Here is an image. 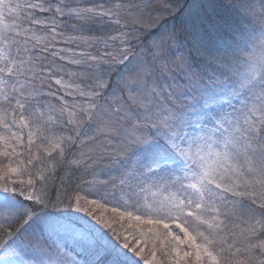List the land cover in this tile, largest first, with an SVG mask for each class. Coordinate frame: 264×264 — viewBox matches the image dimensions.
Wrapping results in <instances>:
<instances>
[{
    "label": "snow or ice",
    "instance_id": "snow-or-ice-1",
    "mask_svg": "<svg viewBox=\"0 0 264 264\" xmlns=\"http://www.w3.org/2000/svg\"><path fill=\"white\" fill-rule=\"evenodd\" d=\"M47 2L50 4V0ZM174 3L176 7H169L167 11L174 17L179 14V28L176 25L170 29L161 26L147 46L141 44L140 49L136 50L134 45L139 40L140 30L135 26L136 21H132L125 25L128 31L122 32L119 38L124 45L120 59L116 60L111 54H106L107 59L99 61L97 57H89L93 62L89 70L100 72L104 68L106 70L102 76H106L107 69H115L126 61L131 63L140 56L163 59L165 40L175 44L182 35L187 37L180 46L190 45L189 56L177 65L175 73L177 88L172 95L176 99L169 101L168 107L158 105L160 110L153 112V118H145L144 123L133 126L131 138L122 144L125 155L121 160V163L131 161L132 171H125V179L120 182L123 185L125 180H136L140 185L152 182L175 188L178 195L170 199L167 205L161 204L154 210L164 218L177 219L172 213L195 216L198 212H208L212 216V223H219L221 209L218 205L226 207L229 194L233 197L242 195L235 192L239 186L238 180L247 175L252 177L253 182L259 177V182L264 184V31L257 36L234 20L210 17L197 0L187 6L184 0H174ZM21 8L64 15L61 9L51 6L46 9L42 3L17 4L13 7L7 0H0V17H3L5 9L16 12ZM260 11L264 14V7ZM105 14L113 15L110 10ZM77 15L81 24L88 25L95 15L100 14L94 15L93 9H83ZM26 19L36 25L42 23L32 16ZM51 22L55 24V19ZM18 27H22V23ZM28 31L23 29L14 36L7 32L0 33V40L7 49H0V83L5 86L4 103L13 106L14 102V109L23 111L27 110L29 104L35 106L47 95L30 82L35 79L36 61L40 57L28 46L29 40L24 37ZM52 31L55 32V28ZM221 31L231 34L229 43L223 45V53L218 40ZM136 67L147 75L151 62L141 60ZM116 76L118 87L135 86L134 83L129 85L120 72ZM110 88V83L100 79L93 95L97 99L103 98ZM181 97L187 99L188 103L179 102ZM94 106L90 104L89 110ZM82 116L91 119L88 114L82 113ZM21 121L26 122L23 115ZM13 126L14 121L3 124L10 133ZM41 139L48 142L53 150L60 148L59 143L52 145L47 137L42 136ZM60 139L63 143L64 138ZM49 147L41 146L40 151L50 156ZM8 155L10 153H5V156ZM42 158L37 156L35 159L39 162ZM7 176L6 171L5 183L0 187V234L4 237L0 239V264H152L146 257L137 260V256H141L139 247L127 242L118 245L103 227L76 215L71 203L66 210L51 203L47 195L51 177L37 176L36 180L41 184L40 194L37 195L30 188L32 194L25 197V190L19 187L23 181H12L14 186L10 187ZM35 182L29 179L28 184ZM260 206L264 208V201ZM83 211L87 210L80 208L77 202L76 212ZM95 219L99 221V217ZM203 222L212 227L208 220ZM157 223L169 229L164 219ZM178 227L187 236L186 240L181 241L177 235L175 240L178 244L191 242L197 249V260H200L199 250L203 247V251L219 264L217 257L209 251V246L214 245L215 240L203 237L204 245H195V238L188 229L182 224ZM258 227L264 229V220L250 223L246 230L248 236H255ZM257 246L264 248V241L251 245ZM82 252L88 254L84 259L79 258ZM175 253L176 264H179V247ZM189 255L191 253H184V256Z\"/></svg>",
    "mask_w": 264,
    "mask_h": 264
},
{
    "label": "rangeland",
    "instance_id": "rangeland-1",
    "mask_svg": "<svg viewBox=\"0 0 264 264\" xmlns=\"http://www.w3.org/2000/svg\"><path fill=\"white\" fill-rule=\"evenodd\" d=\"M17 1L7 0L13 7H16ZM191 2L193 0H184L186 6ZM197 2L202 4V10L210 17L234 20L257 36L264 31V14L260 11L261 7H264V0H197ZM120 3L122 2L105 0V3L86 8L93 9L94 15L100 14L91 20L98 21V28L101 31V36L98 37L90 35L81 37L74 31L73 28H77L78 24L73 16L79 17L77 13L82 11L74 7L61 9L67 15L65 22L70 19L69 13L72 14L68 24L63 23L62 16L57 12L55 17L48 18L42 26L49 28L47 34H44L42 29L37 30L31 25L28 26L32 28L24 33L26 36L27 34L32 36L28 39L32 42L31 46H28L36 47L40 42L37 47L40 52L36 53L40 59L36 61L35 79L30 82L47 95L35 106L29 104L26 111L14 109V102L13 106L6 103L3 106L5 86L0 83V187L5 183L7 171L10 187L14 186L12 181H23L19 187L25 190V197L32 194L30 188L39 195L41 184L36 177L40 175L51 177L47 188L51 203L58 204L64 210L71 203L72 211L84 217L89 223L103 227L106 233L115 232L123 242L134 241L133 245L141 249V256L145 255L152 264H176L177 247L180 248L179 264H216V261L203 251V247L199 250L200 260H197V249L191 242L177 243L175 240L177 235L181 241L187 239L178 227L182 224L187 228L184 221L188 223L190 221L189 227L196 232L195 237L188 229L195 238V245L203 246L205 243L203 237L216 241L214 245L209 246V251L217 257L219 264H264L263 252L257 253L255 247L244 252L238 247L243 242L241 236L249 224L254 220H261L262 217L257 210L247 209L249 200L258 207H261L264 201V184L259 182V177L255 182L247 175L244 179L238 180L239 186L235 192L242 195L233 197L229 194L227 206L218 205L221 209L219 223H212V216L208 212H198L195 216L172 213L171 215L177 217L179 221H169L174 219L164 218L154 210L161 204L167 205L170 199L178 195L175 188L145 182L141 185L144 191L140 195L132 190V187L142 189L135 186L138 181L125 180V183L121 184L120 181L125 179L124 172L132 171L131 161L121 163L125 155L122 152V144L131 138L134 125L144 123L145 118H153V112L160 110L158 105L168 107L169 101L176 99L172 93L177 88L175 78L177 65L189 56L190 45L180 46L187 39L182 35L175 44L165 40L163 59L159 57L154 59L150 55L140 56L131 63L126 61L117 65L115 69H107L106 76H102L106 70L104 68L100 72L90 71L93 62L89 57H97L99 61L107 59L106 54H111L116 60L120 59L124 45L119 38L122 32L128 31L125 28L126 24L136 21L135 26L140 30L139 40L134 45L136 50L140 49L141 44L147 46L161 26L169 29L173 25L177 28L180 26V18L174 19L167 11L169 7H176L174 0H143L140 3L124 5ZM119 4L122 7H114ZM108 10L113 15H106ZM18 13V10L3 11V17H0V33L9 34L10 30L13 31L12 27L16 32H23L21 29H15ZM53 18L55 24L51 22ZM53 28L55 32L52 31ZM230 39L231 34L227 31L218 34V40L222 45L221 53L224 51L223 45L228 44ZM156 43L159 44V41ZM0 49L7 50L3 40H0ZM141 60L151 62L147 75L136 67ZM117 72H120L129 85L134 83L135 86L118 87ZM31 75L32 73L29 74ZM100 79L110 83L111 88L104 93L103 98L97 99L93 93L97 90ZM179 83L182 87L183 82ZM179 102L188 103V100L181 97ZM90 104L95 105L91 110ZM82 113L90 115L91 119H84ZM21 115L26 122L21 121ZM11 121H14V126L10 133L4 129L3 124ZM42 136L49 138L52 145L59 143L60 148L53 150L48 142L41 139ZM60 138H64L63 143ZM41 146L49 147L51 155L41 152ZM5 153L10 155L5 156ZM37 156L43 158L37 162L35 159ZM29 161L32 163L29 164ZM11 169L17 171H10ZM29 179L36 182L29 185ZM118 197L123 200L117 205ZM105 200L107 203H103ZM135 200L139 201V205L146 207L144 214L139 213V208H131L128 205L130 201ZM77 202L80 208L87 211L76 212ZM95 217H99V221ZM160 219H164L169 229H166L164 224L157 223ZM205 220L212 223L211 228L203 222ZM173 226L179 228V232L173 230ZM68 243L72 245L70 241ZM251 244L258 245V241L255 240ZM153 252L154 256L151 255ZM185 252L191 255L184 256Z\"/></svg>",
    "mask_w": 264,
    "mask_h": 264
},
{
    "label": "trees",
    "instance_id": "trees-1",
    "mask_svg": "<svg viewBox=\"0 0 264 264\" xmlns=\"http://www.w3.org/2000/svg\"><path fill=\"white\" fill-rule=\"evenodd\" d=\"M115 1L122 2L120 4L121 5H124L125 3H134V4L140 3L143 0H115ZM16 3L17 4H20V5H26L28 3H42L46 9L51 6L53 8L58 7L59 9H62V8L65 9V8H68V7H74L76 10H83V9H86L87 7H89V6H97V4L99 5L100 3H105V0H88V2H85V0H50V4L47 2V0H31V1L30 0H18ZM17 4H15V5H17ZM17 10L19 11V13H18V17H17L15 29L18 28V29H21V30H23V29H29L30 30L32 28H30L28 26L31 25V26H33V28H35L37 30L42 29L44 34H47L49 32V28H47V26L42 27L43 24L45 23V21L48 18H52V17H55L56 16L55 12H40L39 9L33 10V9H28V8H21V9H17ZM27 16H32L34 19H39V20L42 21V23L39 24V25L29 23L28 20L26 19ZM73 17H74V19L76 18L75 21L78 24L77 25V28H73V29H74V31H76L79 34V36H81V37H82V35H90V36H93V37H98V35L101 36V31L99 30L98 24H97L98 21H96L94 19L93 22L90 21L89 24H88V26L89 25H91V26L90 27H86L84 24H81L79 22V17H76V16H73ZM61 18H62L61 20L63 21L64 24H68V22L71 20V18H70L69 21L65 22L66 19H67V15H65V14ZM174 19L178 20L179 19V16L178 15L175 16ZM166 20H167V18H166ZM21 23H22V27H18V25H21ZM12 28H13V31L10 30V32H9V35L10 36H14L17 33L16 30H14V27H12ZM66 31H68V30H66ZM24 37L27 38V39L32 38L31 34H27V36L24 35ZM18 39H19V37H18ZM31 43L32 42L29 41V46H31ZM39 43H38V45L36 47L35 46L32 47L35 50V55H36V53L40 52L37 49V47H39ZM4 105H5V103L3 104V106ZM135 186L142 188V186L139 185L138 183ZM132 190L137 191L141 195L143 193V191H144V188H142L140 190H137V189H134L132 187ZM120 200H123V199H121L119 197L116 198L117 205H118V202H121ZM105 202L107 203L106 200L103 201V203H105ZM252 202L253 201L249 200V206L247 204L248 211H250L251 209H252V211L257 210L258 211V214L262 216L261 217V220H264L263 219L264 218V208L258 207L257 205H254ZM128 205L131 208H135V209L136 208H139L140 209L139 213H143V214L145 213V208L146 207H143L142 205H139V201H137V200H135L133 202L130 201V204H128ZM115 207H117V206L115 205ZM169 221H179V220L174 219V220H169ZM184 223L186 224L185 226L187 227V229L191 230V232L196 237L197 235H196L195 230L194 229H191L189 227L191 225L190 221H189V223L186 222V221H184ZM18 226L19 225H15L14 227H18ZM172 229L175 230V231H177V232H179V228H177V227H174L173 226ZM107 235L111 239H113L114 241H116V243L118 242V245H121L122 246L126 242V241L123 242V239H119L121 237H119V235L116 234L115 232L107 231ZM3 238H4L3 235L0 234V239H3ZM241 239L243 240V242L241 244H239L238 247H240L244 252H246L245 251V248H248V250L252 248L251 247V245H252L251 242H253L255 240L258 241V243L260 241H264V229L257 230V234L255 236H253V237H249L248 234H247V231H244L243 232V235L241 236ZM129 244H131L132 246H134L133 245L134 244V241L133 242H129ZM68 245H69V248L72 247L71 244L68 243ZM255 249H256L257 253H262L263 252V254H264V248H260L259 247L257 249L255 247ZM76 251L79 252L80 249L77 248ZM87 255H88L87 253H83L82 252L79 258L80 259H84V258L87 257ZM142 257H145V255L144 256H137V260H141Z\"/></svg>",
    "mask_w": 264,
    "mask_h": 264
}]
</instances>
